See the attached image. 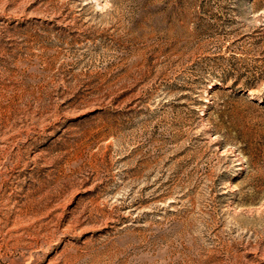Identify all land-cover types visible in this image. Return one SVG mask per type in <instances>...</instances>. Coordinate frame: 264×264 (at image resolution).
<instances>
[{
    "label": "rangeland",
    "instance_id": "rangeland-1",
    "mask_svg": "<svg viewBox=\"0 0 264 264\" xmlns=\"http://www.w3.org/2000/svg\"><path fill=\"white\" fill-rule=\"evenodd\" d=\"M0 264H264V0H0Z\"/></svg>",
    "mask_w": 264,
    "mask_h": 264
}]
</instances>
